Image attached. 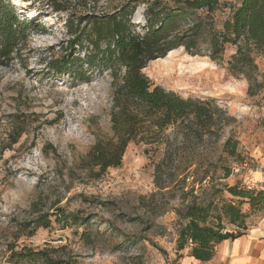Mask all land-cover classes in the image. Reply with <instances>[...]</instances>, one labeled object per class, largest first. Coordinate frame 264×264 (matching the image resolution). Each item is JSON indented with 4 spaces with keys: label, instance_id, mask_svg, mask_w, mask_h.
Listing matches in <instances>:
<instances>
[{
    "label": "rangeland",
    "instance_id": "1",
    "mask_svg": "<svg viewBox=\"0 0 264 264\" xmlns=\"http://www.w3.org/2000/svg\"><path fill=\"white\" fill-rule=\"evenodd\" d=\"M8 1L33 27L20 53L0 63V264H11V250L23 249L45 250L75 264H209L191 259L188 246L176 250L186 204L238 203L227 186L264 187L251 176L264 163V57L251 53L257 69L249 81L227 67L236 45L225 42L221 52H213L238 0H218L212 11L197 9L178 19L171 33H184L197 21L198 35L142 70L152 85L209 101L219 110V121L203 132L188 120L158 128L132 105L143 118L137 133L120 164L102 173L91 166L88 153L97 141L116 139L110 70L83 65L88 78L82 79L57 73L48 62L82 56L84 49L77 52L70 40L82 34L88 17L112 13L128 0ZM145 1L130 17L139 33ZM68 21L75 31L67 28ZM227 137L234 149L225 150ZM251 158L256 168L235 171ZM239 206L247 214L245 233L264 219L262 207ZM57 208L88 222L64 225L56 220ZM41 214L49 216V226L35 224ZM223 223L228 230L239 229L227 218Z\"/></svg>",
    "mask_w": 264,
    "mask_h": 264
},
{
    "label": "trees",
    "instance_id": "2",
    "mask_svg": "<svg viewBox=\"0 0 264 264\" xmlns=\"http://www.w3.org/2000/svg\"><path fill=\"white\" fill-rule=\"evenodd\" d=\"M138 2L140 0H128L112 13L89 16L82 34H76L70 40V47L76 44L77 52L84 49L83 55L48 62L57 73L79 74L82 79L88 78L82 70L83 65L87 69L110 70L114 87L110 119L116 139L107 142L99 140L88 153L89 163L97 166L100 173L120 164L128 142L136 135L143 119L133 111L136 107L141 108L144 117L158 128L188 120L191 128L203 132L220 119L219 110L209 101L184 98L160 85H152L142 71L150 61L165 57L171 49L182 45L186 47V39L198 35L197 21L184 33H171L178 19L192 17L197 9L212 11L218 0H178L180 5L175 7L162 4L161 0H146L142 33L135 31L130 21ZM55 8L62 9L59 5ZM68 22L67 28L75 31L72 22ZM31 27L32 20L20 19L8 0H0V63L5 64L13 53H20ZM225 42L236 45L235 53L227 61L229 71L243 75L249 81L253 79L257 65L251 53L264 57V0H238L223 22L220 42L215 39L213 52H221ZM132 105L134 109H131ZM220 114L226 123L231 119L223 111ZM16 141V138L12 140L13 143ZM223 145L228 150L234 149L236 144L227 137ZM226 190L238 199V203L231 199L223 201L219 207L211 200L206 203L193 200L186 204L181 213L185 221L176 239L177 251L188 246L189 257L199 262L210 261L221 241L232 240L245 233L247 214L241 211L239 203L247 202L252 208L259 206L264 209L262 187L232 185ZM212 209L215 214L210 212ZM54 215L64 225L88 222L85 217H77L62 208H57ZM223 218L239 229H226ZM34 222L37 226L47 227L50 218L41 214ZM8 261L11 264H75L68 259L53 258L45 250L32 249L11 250Z\"/></svg>",
    "mask_w": 264,
    "mask_h": 264
},
{
    "label": "crops",
    "instance_id": "3",
    "mask_svg": "<svg viewBox=\"0 0 264 264\" xmlns=\"http://www.w3.org/2000/svg\"><path fill=\"white\" fill-rule=\"evenodd\" d=\"M251 174L255 181L264 183V172L261 169ZM209 264H264V219L247 233L232 240L221 241Z\"/></svg>",
    "mask_w": 264,
    "mask_h": 264
},
{
    "label": "built area",
    "instance_id": "4",
    "mask_svg": "<svg viewBox=\"0 0 264 264\" xmlns=\"http://www.w3.org/2000/svg\"><path fill=\"white\" fill-rule=\"evenodd\" d=\"M254 162L255 161L251 158L249 159L248 162L236 166L237 168L235 169V171H238L239 169H243V168H246L247 171H250L252 168H256V166H254ZM260 168L264 172V164H262Z\"/></svg>",
    "mask_w": 264,
    "mask_h": 264
}]
</instances>
